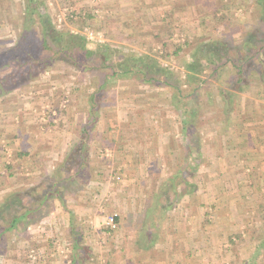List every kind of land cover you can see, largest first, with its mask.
I'll list each match as a JSON object with an SVG mask.
<instances>
[{
    "label": "rangeland",
    "instance_id": "374dc122",
    "mask_svg": "<svg viewBox=\"0 0 264 264\" xmlns=\"http://www.w3.org/2000/svg\"><path fill=\"white\" fill-rule=\"evenodd\" d=\"M41 1V10L46 5L57 15V29L69 25L74 34L85 36V30L92 31L96 38H86L90 41L109 40L116 49L113 61L130 54L156 59L168 52L170 55L157 60L162 67L174 69L176 81L185 80L182 90L188 87L187 65L193 62L192 54L200 44L225 39L232 49L227 52L228 60L223 57L216 70L199 59L198 67L202 69L190 71L198 75L199 89L186 98L185 109L172 107L170 88L151 86L138 78L110 81L97 114L99 125L94 126L97 143L93 141L89 159V183L76 193L65 194L66 208L56 201L36 224L20 231H6L0 241V264H71L68 211L75 225L82 227L79 243L89 249L87 259L81 255L84 262L78 260L75 264H128L120 262L123 255L130 253L126 249L123 253L120 240L133 237L136 224L141 223L155 194L156 207L167 200L171 202L170 211L161 220L160 215L155 216L160 221L171 223L173 219L169 217L174 218L178 208H186L184 220H179L186 230L177 234L175 249L194 258L186 255L185 261L178 259L173 264H264V164L244 165L239 162L240 151L231 149L245 142L249 152L256 153L259 144L263 147L261 140L253 141L249 134L256 127L258 131L264 128V113H260L264 109V82L258 81L249 60L245 66L252 72L243 87L232 82L238 68L234 47L243 52L252 29L259 33H253L251 52H259L257 64L264 58V20L260 19L264 7L256 0H186L179 7V16H169V21L162 24V35L154 33L152 37L133 40L118 37L112 30L105 32L102 21L110 17L108 11L97 8L95 12L93 7L79 12L74 9L69 14L66 8L71 0ZM24 8L23 0H0V47L14 42L22 27ZM108 23L112 24V20ZM177 44L181 49L175 55L172 51ZM54 65L29 84L0 96V109L9 103L16 112L4 116L8 115L21 133L28 132L33 141L54 129L56 139L69 145L79 135L80 119L87 114L88 96L96 87L97 77L62 62ZM259 77L264 78V74ZM243 94L246 96L241 98ZM244 102L249 106L246 110L259 113L256 117L245 114L246 124L233 120L234 133L229 136L226 130L232 123L228 125L223 112L231 108L240 116ZM185 114L195 128L191 135L182 129ZM16 149V141L0 135V205L15 191L35 186L38 179L35 163L34 167L24 165L26 171L18 173L24 177L16 179ZM5 158L12 163L11 175L5 169ZM165 186H169V194L163 191ZM172 198H176L174 204ZM194 204L199 208L196 235L192 231ZM11 208L15 207L11 205L8 211ZM114 213L120 223L109 231L106 221Z\"/></svg>",
    "mask_w": 264,
    "mask_h": 264
},
{
    "label": "trees",
    "instance_id": "16d2710c",
    "mask_svg": "<svg viewBox=\"0 0 264 264\" xmlns=\"http://www.w3.org/2000/svg\"><path fill=\"white\" fill-rule=\"evenodd\" d=\"M23 2H25V8L21 30L11 45L0 47V96L6 95L39 78L44 72L55 66V62H62L64 65L78 69L81 73L88 72L97 77V82L95 89L88 96L89 108L80 125L79 135L70 150L64 155L62 161L56 163L48 171L38 153L32 154L30 151L24 150L16 152V157L18 158L30 156L38 170V179L35 186L15 191L1 203V242L2 236L6 231H20L39 222L49 213L51 209L49 206L54 205L56 201L63 208H66L65 194L76 193L89 183L92 176L89 159L94 146L93 141L97 143L96 133H93L95 132L94 126L99 125L97 114L100 111V106H102L101 101L110 81L120 82L138 78L151 86L158 85L170 88L172 90L170 94L172 107L175 110L181 107L185 109L186 98L194 96L196 90L199 89L198 75L190 73V71L197 73L202 69L198 67L199 59H203L206 65L215 66L214 70H216L218 68L216 66H221L219 62L223 57H227L226 59L228 60L230 55L228 56L227 52L232 49V45L226 42L225 39H217L200 44L192 54L193 62L187 65L186 81L188 82V87L182 90L181 85L185 80L182 79V82L176 81L174 69L162 67L157 60L160 57H166L169 54L168 52L156 59L148 55L137 56L130 54L127 57H118L117 61H113L112 56L116 53V49L109 40L101 42L90 41L84 35L71 33L69 25H63L62 29H57L55 26L57 15L51 13L46 5L41 10V0H23ZM258 2H261L264 7L263 0H258ZM71 11L69 8L66 9V13L70 14ZM68 22L71 23L72 21L69 19ZM253 38L255 39L254 34L246 37L245 44L242 46L244 48L243 52L240 47H234L236 52L234 59L238 61L239 65H235L238 68H236L234 74L236 80L232 82L234 85L245 82L247 76L252 72L246 67L247 65L245 66L248 60L253 63L254 73L258 76L264 74V65L260 64L261 60L259 59V64L256 63L258 61L257 57L260 56L259 52H251L250 45L253 44ZM180 49L181 45L177 44L172 52L177 55ZM245 54H247V58L244 57ZM61 112L64 111L62 110ZM187 116L185 114V117H182V129L186 133L188 132V135H191L194 133L195 128L193 124L188 123L189 119ZM5 169L11 175L12 163L6 164ZM175 178L170 180L171 183H174L173 180ZM163 191L168 194L170 191L169 186H165ZM155 195L156 198L146 208L141 223H139L137 234L142 241L145 236L152 235L151 232H148V225L155 221V212L169 207L171 203L167 200L156 207L158 195ZM26 197L28 198L26 199ZM25 199L28 201L25 202ZM171 200L176 201V198ZM11 205L15 208H11V211H8ZM68 213L70 221L68 232L72 238L70 261L71 264H75L78 260L82 263L84 259L81 258L83 257L81 255H84V258L87 259L85 256H88L86 252L89 249L86 245L79 243V240L83 237L82 227L75 225L73 214L70 211ZM114 219L117 226L120 223L118 215ZM107 229L109 231L114 230L109 225Z\"/></svg>",
    "mask_w": 264,
    "mask_h": 264
},
{
    "label": "crops",
    "instance_id": "0c3cea01",
    "mask_svg": "<svg viewBox=\"0 0 264 264\" xmlns=\"http://www.w3.org/2000/svg\"><path fill=\"white\" fill-rule=\"evenodd\" d=\"M185 2L186 0H71L70 2L71 4L69 3V6L71 7V10L75 9L77 12L81 10L86 11V9L91 10V8L93 7L96 8V10H94L95 12H97V8L108 11L110 17L102 21V24L104 25V27H106L105 32H109L108 30H112V33L118 37H123V38L127 37L133 40H137L139 38H144V36L145 37L148 36V38L152 37L150 35L154 33H159V35H162L163 34L162 31L164 30L162 24L164 22L166 24V22L169 21V16L178 17L180 11L179 7H182ZM256 2L260 6H262L261 2L259 3L258 0H256ZM260 19L263 21L264 15L261 16ZM111 20H112V24H109L108 22H110ZM197 22L198 24H201V21L197 20ZM111 25L112 27H110ZM249 32H250L249 33L250 36L254 32L259 33L257 30L255 31V29H252ZM261 60H264V58H262ZM260 64L262 66L264 65L263 62H261ZM257 79L261 83L262 81L264 82L263 77L261 78L258 76ZM244 83L245 82H241L240 86L243 87L242 84ZM241 87L240 89H242ZM241 96L240 97L243 98L246 95L243 94ZM219 97L221 98V96ZM5 106H4L5 108L3 107V109L2 108L0 109V135L7 137L8 140H11L13 142L16 141L17 151L24 150V151H30L32 154L38 153V155L41 157L44 163V166L48 170H51L53 165L63 160L64 155L70 150L72 143L67 145L64 142L62 143L58 141L55 137L54 129H51L53 132L50 129H48L50 130L48 136H44L40 140L33 141L32 139H30V135L28 132L23 131V133H21L20 130L18 131L16 124L13 125L12 121H9L10 117L8 115L4 116V114L10 115L11 113L16 112V110H12V107L10 106L9 103ZM246 106L247 105L244 102L242 104V110L240 112L241 113L240 116L236 115L234 111H231V108H228L223 112V116L225 118L228 117L229 119L228 125L229 123H232L233 120L235 122L236 120H240L242 124H246L245 122L243 123V121L245 120L244 118H246L245 114L249 117H252L254 115L256 117V115L259 112L256 111L250 112V110H246ZM17 107L19 106L17 105ZM248 108L249 106H247V109ZM262 110L263 111H260V113H264V109ZM22 113H24L23 110ZM84 115L86 116V113ZM102 116L104 117V115ZM26 117L27 116H25L24 118ZM80 120L83 122L84 119L82 120L81 118ZM234 123L228 126L229 131L226 130L227 133L229 132V136L233 132ZM259 129L260 130L258 131L256 127V131L249 134L250 136H253L252 138L253 141L256 138V141L261 140L260 143H262L263 145L262 147L259 144V146L256 148V153L249 152L250 149L247 146V142H245L246 144L242 143L236 147L232 146L231 148L232 150H234L233 152L240 151L238 152L237 155L240 158L239 162H243L244 165L264 164V128L260 127ZM235 136H236V132H235ZM253 144L254 143L252 142V145ZM50 153H52L53 156ZM47 157L49 158L47 159ZM5 159H6L5 161L8 164L9 158H5ZM15 159H16L15 161L16 163L13 165V167L16 169L17 172L15 173L16 175H18V173H23V171H26L23 168L24 165H30L31 167H34L33 166L34 162H32L30 156H22L21 158L17 157ZM239 162L236 161L235 164H238ZM34 171L35 170H33L32 174L34 173ZM20 176L24 177L23 174H19L17 176L18 178L16 179L19 180ZM261 192H264V189H262ZM175 202L176 201H173V204ZM198 205H200V203H198ZM169 208L170 207H167L164 208L163 210L160 209L161 211L160 210L156 211L155 216L160 215L159 218L161 220L162 217H164L165 214H167V211L168 212L170 211ZM185 209L186 208L183 207L181 209L178 208L176 216L174 218L169 217L170 219H168L170 221L172 219L174 220V221L172 220L171 223H168L166 220L160 221L156 217L155 221L148 225V232L149 233L151 232L153 236L147 235L145 236V239H143V241L138 238L137 232L139 230L140 225L136 224L133 237H128L129 240L125 239V241L124 239L120 240L121 243L119 247L124 248V250H122L123 253L125 252V249L130 252L127 255H123L121 257L122 260L120 262H126L128 264H138L137 262L140 261L143 264H173L174 262L178 261V259L179 260L182 259V261H185L187 259L186 255L188 259L190 257L194 258L193 255L189 256V253H185L184 251L175 249L177 240L179 239V236L177 234L186 230L185 225L179 221L180 218L184 220L182 215L183 214L186 215V211L185 212L183 211ZM194 209L195 210H191V215H193L192 231H194L196 235L197 230L199 228L198 225H196V217L199 209L197 204H194ZM134 218L135 217H133V221ZM195 235L193 238H197L195 237Z\"/></svg>",
    "mask_w": 264,
    "mask_h": 264
},
{
    "label": "built area",
    "instance_id": "2783aa9c",
    "mask_svg": "<svg viewBox=\"0 0 264 264\" xmlns=\"http://www.w3.org/2000/svg\"><path fill=\"white\" fill-rule=\"evenodd\" d=\"M58 21H60V19H59ZM60 23H61V21L59 22L58 27L61 26ZM73 32H77V31L74 30ZM98 36L100 37V35H98ZM85 37H86V38H90V39L96 38L95 35L93 34V32H92V31H89V30H85ZM116 215H117V214L114 213V214L111 215V216L108 218V220L106 221V224H108V225L111 226L112 228H115V227H116V223H115V219H114Z\"/></svg>",
    "mask_w": 264,
    "mask_h": 264
}]
</instances>
